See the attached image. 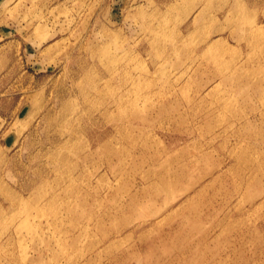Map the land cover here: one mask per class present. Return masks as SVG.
<instances>
[{
  "label": "rangeland",
  "instance_id": "rangeland-1",
  "mask_svg": "<svg viewBox=\"0 0 264 264\" xmlns=\"http://www.w3.org/2000/svg\"><path fill=\"white\" fill-rule=\"evenodd\" d=\"M0 264H264V0H0Z\"/></svg>",
  "mask_w": 264,
  "mask_h": 264
},
{
  "label": "bare ground",
  "instance_id": "bare-ground-1",
  "mask_svg": "<svg viewBox=\"0 0 264 264\" xmlns=\"http://www.w3.org/2000/svg\"><path fill=\"white\" fill-rule=\"evenodd\" d=\"M210 45H211V44H209V46H210ZM127 60H128V59H127ZM117 66H118V64H117ZM117 66H116V67H117ZM138 68H139V67H138ZM116 69H117V68H116ZM108 73H109V72H108ZM115 73H116V72H115ZM126 74H127V73H126ZM120 75H121V74H120ZM112 79H113V78H112ZM112 79H111V80H112ZM119 79H121V78H119ZM122 79H123V78H122ZM125 79H126V77H125ZM107 80H108V79H107ZM111 80H110V81H111ZM89 81H90V80H89ZM108 81H109V80H108ZM113 81H114V80H113ZM130 81H131V80H130ZM130 81H129V82H130ZM130 83H131V82H130ZM125 84H126V82H125ZM138 84H139V83H138ZM121 85H122V84H121ZM134 85H135V84H134ZM137 87H138V86H137ZM120 88H121V87H120ZM123 89H124V87H123ZM128 89H129V88H128ZM115 90H116V89H115ZM126 91H127V90H126ZM129 91H130V90H129ZM143 91H144V90H143ZM136 92H137V91H136ZM119 93H120V92H119ZM133 94H134V93H133ZM136 94H137V93H136ZM110 96H112V95H110ZM133 96H135V95H133ZM112 97H114V96H112ZM119 97H120V96H119ZM122 97H123V96H122ZM126 97H127V96H126ZM123 100H125V99H123ZM133 100H134V99H133ZM118 101L120 102L121 99L118 100ZM118 101H117V102H118ZM123 102H124V101H123ZM129 104H132V103L130 102ZM120 105H121V104H120ZM116 106H117V105H116ZM134 107H135V106H134ZM127 108H128V107H127ZM121 110H122V109H121ZM111 111H112V110H111ZM111 111H110V112H111ZM97 112H98V111H97ZM112 112H113V111H112ZM99 114H100V113H99ZM82 115H83V114H82ZM96 117H97V116H96ZM100 117H101V116H100ZM103 117H104V116H103ZM98 121H99V120H98ZM100 123H101V122H100ZM62 124H63V123H62ZM81 124H82V123H81ZM79 127H80V126H79ZM81 133H82V132H81ZM63 149H64V148H63ZM19 202H20V201H19ZM15 204L17 205V203H15ZM20 204H21V203H20ZM20 204H19V205H20ZM16 205H14V206H16ZM17 206H18V205H17ZM24 207H25V209H26V206H24ZM13 208H14V207H13ZM24 211H25V210H24Z\"/></svg>",
  "mask_w": 264,
  "mask_h": 264
}]
</instances>
